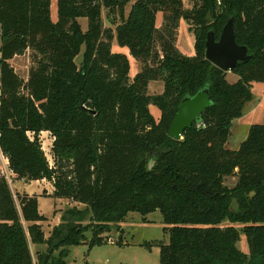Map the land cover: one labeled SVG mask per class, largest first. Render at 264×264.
I'll return each instance as SVG.
<instances>
[{"label":"trees","instance_id":"1","mask_svg":"<svg viewBox=\"0 0 264 264\" xmlns=\"http://www.w3.org/2000/svg\"><path fill=\"white\" fill-rule=\"evenodd\" d=\"M188 1L190 9L183 0H136L127 16L132 0H57L53 20L52 0H0L2 151L19 179L47 180L53 197L85 205L66 209L46 238L38 199L22 197L21 216L0 178V264H68L87 232L89 248L104 245L128 214L156 211L169 241L142 245L160 248L159 264H264V122L251 127L239 149L226 147L253 83L264 82V0ZM104 10L116 35L104 25ZM181 19L195 35V56L172 43ZM230 19L236 41L249 50L232 71L236 83L205 55L208 33L219 39ZM115 37L137 60L155 56V66L145 65L132 80L127 54L112 50ZM26 49L33 56L27 81L7 62ZM154 80L164 82L163 93L148 94ZM204 89L210 107L182 139L171 138L182 100ZM150 105L160 110L159 120ZM44 131L53 137L54 165L43 149ZM230 176L238 178L234 187L226 184ZM240 232L249 253L238 247ZM30 242L46 246L35 260Z\"/></svg>","mask_w":264,"mask_h":264},{"label":"rangeland","instance_id":"2","mask_svg":"<svg viewBox=\"0 0 264 264\" xmlns=\"http://www.w3.org/2000/svg\"><path fill=\"white\" fill-rule=\"evenodd\" d=\"M184 8H192V3L188 0H183ZM106 12L102 13L105 27H111L115 32V25L110 24L106 17ZM52 18L57 19V12L52 14ZM164 14L159 13L157 17V24L159 29H163ZM209 23H211V19ZM82 27L87 29V19H82ZM191 26L183 19L179 21V27L173 33V41L175 48L178 49L185 56H195V35L190 30ZM116 35V32L114 33ZM169 40V37H168ZM117 41V39H116ZM114 40L112 41V43ZM118 42V41H117ZM161 42L158 41L155 50L161 55ZM130 53V50H129ZM130 55V77L133 80L137 73L141 72L145 65L155 66L154 57L148 59V63L142 60L135 59L131 53ZM1 59V53H0ZM14 69L15 73L25 81L28 80L31 68L33 67V56L30 49H26L21 54H16L7 61ZM238 75L231 72L227 74V80L230 83H236L238 81ZM0 81H1V69H0ZM164 91V82L161 80H154L149 83L148 94L158 95ZM252 99L246 104L243 115L236 119L233 123L231 135L228 139L226 147L231 150H237L245 141L249 135V131L253 125L263 124L264 122V82H255L252 86ZM150 110L156 120H159L161 116L160 110L150 105ZM41 140L43 149L51 163L55 164V160L52 154L53 137L52 135L44 131L41 134ZM7 173L11 179L9 182L10 188L14 195L18 211L22 216L21 210V198L24 196L36 197L39 201V212L43 214L46 219L38 221L44 232L46 238H48L53 230L54 226L58 225L61 220L63 212L73 206L84 209L85 205L74 202L69 198H56L53 197L54 187L51 182L47 180H33L27 181L19 179L15 173L12 174L10 168ZM35 181V182H34ZM238 182L237 176H230L226 180V184L229 187L236 186ZM40 197V199H39ZM25 228H28L29 222L23 220ZM237 227H241L236 224ZM121 229L119 232L117 229L113 230L109 236L112 237L113 242H108L104 245H98L93 248H89V240L91 239V232H87V240L84 244L73 246L70 254L67 258L68 264H159L160 263V248L158 246H144V243H157L169 241V234L164 231L165 224L161 212L156 211L143 217L139 213L132 212L128 214L124 222L121 223ZM122 234L123 246H119L116 242L120 239ZM238 247L245 253H249V244L246 235L240 232V240ZM45 245L33 244L30 242V249L34 260L37 258V251L45 249Z\"/></svg>","mask_w":264,"mask_h":264},{"label":"water","instance_id":"3","mask_svg":"<svg viewBox=\"0 0 264 264\" xmlns=\"http://www.w3.org/2000/svg\"><path fill=\"white\" fill-rule=\"evenodd\" d=\"M205 55L207 60L227 73L233 71L240 62L249 59L248 48L236 41L233 19L226 23L219 39L216 38L214 31L208 33ZM210 105L211 97L208 89L183 99L168 135L176 140L182 139L184 131L191 128Z\"/></svg>","mask_w":264,"mask_h":264},{"label":"crops","instance_id":"4","mask_svg":"<svg viewBox=\"0 0 264 264\" xmlns=\"http://www.w3.org/2000/svg\"><path fill=\"white\" fill-rule=\"evenodd\" d=\"M136 0H132V2H130L129 4L126 5L125 7V13L126 15L128 16L130 10H131V7H132V4L135 2ZM54 12H57V0H52V14H54ZM104 12V11H103ZM158 17V15H157ZM82 19H86V18H80L79 21L80 23L82 22ZM54 20H57V19H54ZM82 24V23H81ZM157 27H159V25L157 24ZM0 33H1V25H0ZM112 50L113 52H116V53H124V54H127L129 60H131L130 58V53H129V48L128 47H121L118 42L116 41V37L114 38V42L112 43ZM131 62V61H130ZM35 182V181H34ZM40 199V197H39ZM62 216V215H61Z\"/></svg>","mask_w":264,"mask_h":264},{"label":"built area","instance_id":"5","mask_svg":"<svg viewBox=\"0 0 264 264\" xmlns=\"http://www.w3.org/2000/svg\"><path fill=\"white\" fill-rule=\"evenodd\" d=\"M8 168H10V162L8 157L3 153L1 145H0V178H4L7 182L11 183V179L9 178V174L7 173ZM11 170V168H10ZM12 171V170H11ZM13 174V171H12ZM111 242L112 239H109Z\"/></svg>","mask_w":264,"mask_h":264}]
</instances>
